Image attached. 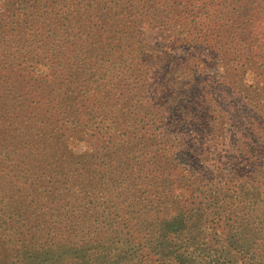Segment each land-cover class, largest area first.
I'll list each match as a JSON object with an SVG mask.
<instances>
[{
  "label": "trees",
  "instance_id": "trees-1",
  "mask_svg": "<svg viewBox=\"0 0 264 264\" xmlns=\"http://www.w3.org/2000/svg\"><path fill=\"white\" fill-rule=\"evenodd\" d=\"M223 213L264 264V0H0V264H189Z\"/></svg>",
  "mask_w": 264,
  "mask_h": 264
},
{
  "label": "rangeland",
  "instance_id": "rangeland-1",
  "mask_svg": "<svg viewBox=\"0 0 264 264\" xmlns=\"http://www.w3.org/2000/svg\"><path fill=\"white\" fill-rule=\"evenodd\" d=\"M222 72V69L220 67H212L207 74V77H212L214 81H218L220 84V74ZM204 77V76H201ZM216 91L219 90V87L215 85ZM220 94L216 92V105L221 107L219 104L220 100ZM232 97V96H231ZM233 98V97H232ZM222 100V99H221ZM239 111H245L243 109ZM245 113H242L244 115ZM239 116L236 119L242 118ZM233 119L231 118V121ZM189 132V131H188ZM218 132V131H217ZM215 133L219 136L220 132ZM190 133V132H189ZM217 138V137H216ZM219 140V146L216 153H219L221 151L220 146V136L218 137ZM201 146H197V149H200ZM202 148V147H201ZM217 157V156H215ZM218 158V157H217ZM216 165H220L219 161H216ZM220 168V166H219ZM247 168V167H246ZM244 171V174H248L247 170ZM218 180L219 188L224 187V176L219 175V177L216 178ZM231 209H234L233 206H228ZM231 216V214L225 216V213H223L219 219L217 220L216 224L208 225L205 227L204 230V236H202L196 244H193L189 247L188 252L190 256V263L189 264H245L246 260L242 258V254H238L237 248H239L238 245H234L233 247H230V243L226 239V236L222 233V228L228 221V218ZM259 245V243L256 244L255 248Z\"/></svg>",
  "mask_w": 264,
  "mask_h": 264
}]
</instances>
